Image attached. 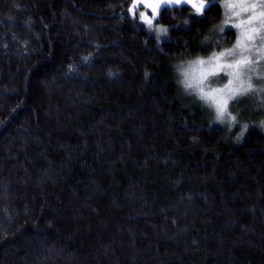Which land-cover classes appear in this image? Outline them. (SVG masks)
<instances>
[{
	"label": "trees",
	"instance_id": "1",
	"mask_svg": "<svg viewBox=\"0 0 264 264\" xmlns=\"http://www.w3.org/2000/svg\"><path fill=\"white\" fill-rule=\"evenodd\" d=\"M131 1L0 0V264H264V133L176 72L235 32Z\"/></svg>",
	"mask_w": 264,
	"mask_h": 264
},
{
	"label": "rangeland",
	"instance_id": "2",
	"mask_svg": "<svg viewBox=\"0 0 264 264\" xmlns=\"http://www.w3.org/2000/svg\"><path fill=\"white\" fill-rule=\"evenodd\" d=\"M194 2L199 3L200 0H194ZM145 3L158 4L159 7L155 9L152 7L145 8L141 4L135 12L129 11V16L148 28L156 40L161 42L167 37V29L156 23L161 9L180 6L164 4L163 0H145ZM205 3H207V7L213 3L220 5L224 13L222 23L214 28L212 36L209 38L217 36L224 29H231L235 32V41L228 48L224 47L207 56H200L185 65L183 63L178 65L176 72L179 71L182 86L188 89L186 91L193 95L192 98L199 99L208 106L213 113L211 116L213 124L220 125L227 131L237 134V136H242L246 129L252 128L264 133V0H205ZM132 4L133 0L130 7ZM183 6L190 7L195 15H202L207 8L202 13H197L191 4ZM141 12H144L149 19H152L153 12H155V18L152 19L151 25L142 19ZM160 29H164V31H160ZM212 41L210 40L208 45ZM238 41L240 42L239 46H237ZM233 49L234 55L221 57L220 60L214 59V54L219 55ZM243 57H248L251 63L240 66L241 75L238 78L226 74L236 72L235 67L224 68L223 71H219V66L234 63ZM199 60H203L205 63H196ZM213 72H218V74L212 75ZM230 79L233 80V83L229 87L233 90L246 88L249 83L252 87L247 93L237 95L234 99L229 100L227 113L223 119H219L215 105L211 100H206L203 97L210 94L215 98H227L229 94L227 91L217 90H223ZM189 84L191 87L188 86Z\"/></svg>",
	"mask_w": 264,
	"mask_h": 264
},
{
	"label": "snow or ice",
	"instance_id": "3",
	"mask_svg": "<svg viewBox=\"0 0 264 264\" xmlns=\"http://www.w3.org/2000/svg\"><path fill=\"white\" fill-rule=\"evenodd\" d=\"M164 4H175L177 6H183V5H188L191 4V6L197 11V13H202L203 10L207 7V3H205V0H200L199 3L194 2V0H163ZM141 4H143V6L145 8H149L152 7L153 9H155L156 7H159V5H150L145 3V0H133V4L130 7L129 11L130 12H135V10L141 6ZM229 7H231V5H229ZM142 19L145 20L146 23H148L149 25L152 24V19L155 18V12H153V16L152 19H149L148 16L144 13L141 12L140 13ZM160 31H164V29H160ZM239 41L237 43V46H239ZM234 55V49L233 50H228V52L224 53H220L219 55H215L214 54V59L216 60H220L221 57L224 56H232ZM196 63L199 64H204L205 61L203 60H199ZM251 63V61L249 60L248 57H243L242 59L236 60L234 63H229L227 65H222L219 66V71H223L224 68H233L235 67L237 69L236 72H228L226 73L229 76H232L234 78H238L241 73L239 71V68L242 64H248ZM218 72H213L212 75H217ZM185 75H187V73H185ZM233 83V80L230 79L228 84L225 85V88L223 90H217V91H227L229 94L227 95V98H215L213 96L209 95H205L203 98H205L206 100H211L212 103L215 105L216 107V112H217V117L219 119H223V117L225 116V114L227 113V106H228V101L231 99H234L237 95H243L245 93H247L249 90H251V84L249 83L248 86L246 88H240V89H231L229 86ZM189 87H191V84L188 85ZM234 119V117H233Z\"/></svg>",
	"mask_w": 264,
	"mask_h": 264
}]
</instances>
